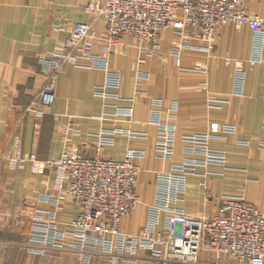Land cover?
I'll use <instances>...</instances> for the list:
<instances>
[{"label": "crops", "instance_id": "crops-1", "mask_svg": "<svg viewBox=\"0 0 264 264\" xmlns=\"http://www.w3.org/2000/svg\"><path fill=\"white\" fill-rule=\"evenodd\" d=\"M87 3L0 0V154L15 157L19 150L23 158L14 168L9 160L0 159V264H82L70 253L33 255L26 244L35 211L43 218L55 212L60 230L76 216L72 200L61 199L55 189V172L49 167L39 172V166L58 158L65 149L78 150L87 157L96 155L87 136L102 129L122 132L115 136L113 146L100 152L102 158L120 161L128 149L145 152V157L136 161L140 173L134 191L140 203L119 223L122 234L138 233L155 199L157 174L171 167L156 157L157 127L149 122L153 100L161 102L162 119L175 128L174 164L183 160V137L204 134L212 124L237 128V133L225 140L210 141L213 150L225 153L228 169L211 167L210 171L218 175L208 179L205 187L200 180L189 178L179 207L202 218L214 214L220 200L230 197L241 198L264 213V151L257 147L264 141V56L260 63L251 62L253 34L246 27L219 26L211 53L187 49L178 59L171 55L179 39L172 28L161 32L158 53L152 56L141 53L131 39H123L109 63L121 74L117 91L121 100L115 104L131 108L132 120L125 116L100 119L103 105L94 92L103 83L104 73L74 65H66L58 77L52 106L32 109L45 83L40 60L59 47L75 25L88 24L94 33V38L83 44L85 53L102 54L104 22ZM243 7L248 15L264 18V0H244ZM197 32L187 29L189 36ZM190 44L198 42L193 39ZM237 70L245 74L243 94L231 97ZM138 73L146 74L148 79L138 81ZM209 95L228 98L229 102L210 108ZM37 112L42 113L41 118ZM128 130L143 133L145 139L129 138L123 133ZM29 156L34 162L25 161ZM216 262L206 251L196 259V264ZM219 264L242 263L223 258Z\"/></svg>", "mask_w": 264, "mask_h": 264}, {"label": "built area", "instance_id": "built-area-1", "mask_svg": "<svg viewBox=\"0 0 264 264\" xmlns=\"http://www.w3.org/2000/svg\"><path fill=\"white\" fill-rule=\"evenodd\" d=\"M243 1L87 0L89 10L104 22L102 54L85 53L83 44L94 38V33L88 24L75 25L68 38L40 60L45 83L35 97L32 109L52 106L58 77L66 65H74L104 73L103 83L94 92L103 105L100 119L125 116L132 120L131 108L124 109L115 104L121 100L117 94L121 74L110 68L109 57L123 39H131L141 53L155 55L159 50L160 34L167 28L174 29L179 38L171 50V55L178 59L187 49L211 53L215 30L219 26L246 27L253 34L251 62L260 63L264 56V18L248 15ZM187 29L198 32L189 36ZM193 39L198 45L190 44ZM136 79L144 81L148 76L138 73ZM244 83L245 74L237 70L231 97L242 96ZM262 100L264 103V90ZM228 102L225 97L208 96L210 108H220ZM160 106L161 102L152 101L149 122L157 127L156 157L169 162L171 167L169 171L157 174L155 199L148 207L145 224L138 233L133 236L122 234L119 223L140 203L134 191L140 173L136 161L143 159L145 152L128 149L120 161L102 158L100 152L113 146L115 136L122 133L102 129L87 136L93 142L96 155L87 157L78 150L65 149L58 158L39 166V172L46 167L55 172V189L61 199L72 200L76 216L60 230L55 212H49L43 218L41 212L35 211L30 219L26 244L31 254L48 257L70 253L78 256L82 264H196L199 253L206 251L215 257V264L223 258L242 264H264V213L241 198L230 197L222 198L217 211L202 218H195L179 207L189 178L200 180L205 187L208 179L218 175L210 171L211 167L228 169L225 153L213 150L210 141L225 140L227 136L235 135L237 128L212 124L204 134L183 137V160L174 164L175 128L162 119ZM36 116L41 118L42 113L37 112ZM123 133L129 138L145 139L143 133L129 130ZM257 147L264 151V141L258 142ZM0 159L9 160L14 168L23 158L17 150L15 157L0 154ZM25 161L34 162V157L29 156Z\"/></svg>", "mask_w": 264, "mask_h": 264}]
</instances>
